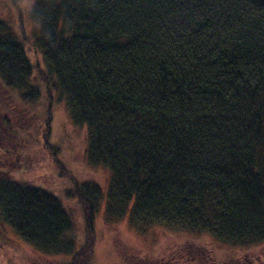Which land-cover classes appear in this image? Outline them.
<instances>
[{
    "label": "trees",
    "instance_id": "1",
    "mask_svg": "<svg viewBox=\"0 0 264 264\" xmlns=\"http://www.w3.org/2000/svg\"><path fill=\"white\" fill-rule=\"evenodd\" d=\"M30 18L27 34L0 17V86L28 107L48 97L41 137L73 183L85 242L77 249L57 195L3 165L0 225L71 264L89 263L104 202L109 224L128 218L140 233L162 226L230 247L264 242V0H36ZM56 93L86 128L88 165L110 173L106 195L57 160Z\"/></svg>",
    "mask_w": 264,
    "mask_h": 264
},
{
    "label": "rangeland",
    "instance_id": "2",
    "mask_svg": "<svg viewBox=\"0 0 264 264\" xmlns=\"http://www.w3.org/2000/svg\"><path fill=\"white\" fill-rule=\"evenodd\" d=\"M35 1L0 0V17L17 30L22 24L29 34L35 27L30 18ZM27 50L32 64L38 63L46 69L41 56L28 46ZM5 93L0 86V166L8 168L6 171L15 178L50 191L61 199L73 222V235L80 249L86 232L83 209L73 193V183L62 177L51 149L41 137L45 128L42 119L46 118L49 99L44 96L42 103L28 107L10 101ZM51 111L50 143L58 150L60 165L76 181L95 184L106 195L110 173L104 168H91L85 160L86 128L71 122L58 93ZM104 208L105 202L95 217L94 251L88 264H264V242L244 248L230 247L205 233L162 226L140 233L129 225L128 218L109 224ZM71 263L70 257L44 256L36 252L11 228L0 225V264Z\"/></svg>",
    "mask_w": 264,
    "mask_h": 264
}]
</instances>
